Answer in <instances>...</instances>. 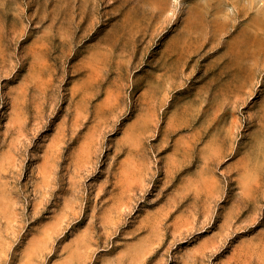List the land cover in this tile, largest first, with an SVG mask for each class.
<instances>
[{"label":"rangeland","instance_id":"1","mask_svg":"<svg viewBox=\"0 0 264 264\" xmlns=\"http://www.w3.org/2000/svg\"><path fill=\"white\" fill-rule=\"evenodd\" d=\"M0 264H264V0H0Z\"/></svg>","mask_w":264,"mask_h":264}]
</instances>
